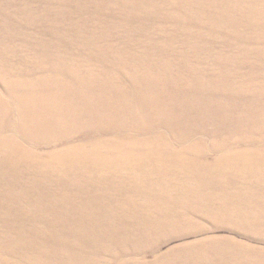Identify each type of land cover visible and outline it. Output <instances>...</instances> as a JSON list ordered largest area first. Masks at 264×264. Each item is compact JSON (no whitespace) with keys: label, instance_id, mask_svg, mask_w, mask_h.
Here are the masks:
<instances>
[{"label":"rangeland","instance_id":"rangeland-1","mask_svg":"<svg viewBox=\"0 0 264 264\" xmlns=\"http://www.w3.org/2000/svg\"><path fill=\"white\" fill-rule=\"evenodd\" d=\"M0 264H264V0H0Z\"/></svg>","mask_w":264,"mask_h":264},{"label":"bare ground","instance_id":"bare-ground-1","mask_svg":"<svg viewBox=\"0 0 264 264\" xmlns=\"http://www.w3.org/2000/svg\"><path fill=\"white\" fill-rule=\"evenodd\" d=\"M151 1H152V3H153L154 0H151ZM233 2H234V1H233ZM234 3H236V2H234ZM231 6H232V7H235L234 4L226 5L227 10H228L229 12H233V9H232ZM234 11H235V10H234ZM248 16H249L250 19H253V20H256V16L262 18V14H255V13H253V12H248ZM258 17H257V18H258ZM259 49H262V48H259ZM133 56L136 57V55H133ZM40 57H42V55H41ZM44 58H45V57H44ZM44 58H43V59H44ZM44 60H46V59H44ZM165 69L168 70V72H169V70H171V67L165 64ZM186 72H187V69H186ZM151 73H152V71H151ZM210 80H211V79H210ZM167 81L170 82V81H172V79H171L169 76H166V75H165V83H166ZM167 84H168V82H167L166 85H165L166 87H168ZM207 85H208V83H207V82H204V83L200 84V88L206 89V88H207Z\"/></svg>","mask_w":264,"mask_h":264}]
</instances>
